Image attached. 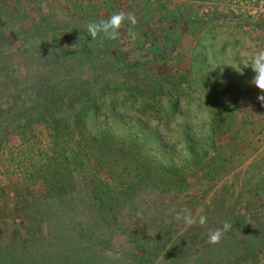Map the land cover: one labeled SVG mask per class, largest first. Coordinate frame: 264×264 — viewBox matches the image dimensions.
<instances>
[{"label": "trees", "instance_id": "1", "mask_svg": "<svg viewBox=\"0 0 264 264\" xmlns=\"http://www.w3.org/2000/svg\"><path fill=\"white\" fill-rule=\"evenodd\" d=\"M0 4V152L8 133L24 141L43 123L49 134L45 163L33 166L23 185L44 186L37 195L28 190L29 203H36L35 230L28 241L5 244L0 264H264V199L258 212L224 218L232 227L214 245L207 242L209 230L224 222L181 233L185 225L169 215L172 192L186 189V171L217 173L219 159L207 158L215 138L231 128L219 115L222 66L214 62L218 50L208 33L176 83L144 87L136 80L130 86L122 80L135 79L138 64H84L94 55L108 59L110 40L98 36L90 48L87 35L82 48L68 37L76 49L64 50L58 45L64 30L51 27L44 9L37 8L35 22L24 0ZM176 95L197 114L178 125L174 145L181 149L171 150L133 111L158 112L170 129L172 113H180ZM159 96L166 106H157ZM191 233L196 236L187 243Z\"/></svg>", "mask_w": 264, "mask_h": 264}, {"label": "rangeland", "instance_id": "2", "mask_svg": "<svg viewBox=\"0 0 264 264\" xmlns=\"http://www.w3.org/2000/svg\"><path fill=\"white\" fill-rule=\"evenodd\" d=\"M24 2L35 22L38 17L34 14L37 8H42L52 19L51 27L57 26L64 30L58 40V45L64 50L76 49V44L68 37L79 39L80 47L83 48L89 22H98L118 11L133 13L137 19L136 25L132 26L125 20L119 30V37L108 41L109 58L102 60L101 55H94L95 61L84 63L88 67L100 66L105 69L113 68L118 62L138 64L134 68L131 66L135 79L124 75L122 80L130 86L137 81H142L140 84L144 87H154L158 80L167 88L176 83L181 73L188 69L191 52L197 43L204 45L199 39L208 33L213 39L214 48L218 50L214 62L219 61L222 66V87L218 91L221 101L218 107L222 114L219 115L220 119L222 116L226 118L231 128L215 138V149L207 158L215 156L219 159L218 163L216 161L217 173L210 178L200 172L186 171V189L179 193L172 192L173 214L171 212L169 215H172V223L176 222L173 219L175 214L182 209L191 210L197 218L204 215L207 217L206 224L196 225V230L206 232L215 224L225 222L224 218L261 210L259 204L264 199V105L257 97L264 93L250 83L255 74L250 67L243 65L250 61L257 50L264 48V0ZM96 42L89 41L90 48ZM38 46L35 45L36 49ZM116 79L120 81L121 75L118 74ZM195 96V93L189 96L191 105H195L198 99ZM175 100L180 113H172L170 129L158 112L146 114L137 107L133 112L138 119L155 129L171 150H180L181 146L174 145L177 144L178 125L183 120L191 122L197 113L185 107L186 99L182 95H176ZM166 103L164 96L156 99L159 107L166 106ZM204 114H207L206 111ZM196 121L201 125L199 115ZM48 135L43 123L38 124L31 133L26 132L24 141L8 133V143L0 152V249L5 244L16 243L17 239L21 243L23 239L28 241L35 230L33 219L37 213L36 203H29L33 197L28 196V190L37 195L44 186L39 182L35 188L28 186L25 190L23 185L31 179L32 167L45 163L47 153L44 148L47 149ZM195 236L191 233L186 242Z\"/></svg>", "mask_w": 264, "mask_h": 264}, {"label": "clouds", "instance_id": "3", "mask_svg": "<svg viewBox=\"0 0 264 264\" xmlns=\"http://www.w3.org/2000/svg\"><path fill=\"white\" fill-rule=\"evenodd\" d=\"M125 20L132 26H135L137 23V19L133 13L118 11L98 22H89L86 25L87 35L90 36L93 41L96 40L98 36H100L101 41L105 38L108 40H116L120 35L119 30ZM243 66L251 68L255 75L250 83L259 89L261 93H264V48L257 50L250 61H246ZM257 99L264 105V94L259 95ZM173 219L176 222H183L187 227L196 225L203 226L207 222L206 216L199 215L197 218L193 215L191 210L188 209H182L177 212ZM231 227L232 225L228 221H225L221 228L209 230L208 244L214 245L219 243L224 233Z\"/></svg>", "mask_w": 264, "mask_h": 264}]
</instances>
